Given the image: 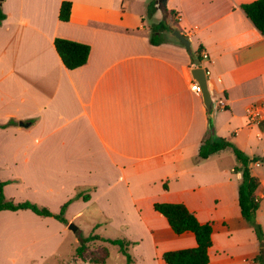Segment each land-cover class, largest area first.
<instances>
[{
  "label": "crops",
  "instance_id": "1",
  "mask_svg": "<svg viewBox=\"0 0 264 264\" xmlns=\"http://www.w3.org/2000/svg\"><path fill=\"white\" fill-rule=\"evenodd\" d=\"M63 1L2 0L4 192L54 213L68 205L67 222L26 208L0 211V264L60 255L70 233L74 243L92 233L126 239L130 264H167L164 252L197 240L192 231L176 233L155 202L184 203L201 222L213 223L208 264H259L257 234L239 205L236 156L227 148L199 158L208 111L190 89L197 66L190 52L202 47L216 102L214 132L247 154L264 155V34L242 8L253 0H168L165 6L160 0H70L68 21L59 18ZM154 1L153 17L163 19L164 7L176 11L191 51L172 33L160 44L150 41L153 22L146 16ZM57 37L90 44L87 63L67 68ZM253 173L263 198L264 176ZM88 215L95 231L84 235Z\"/></svg>",
  "mask_w": 264,
  "mask_h": 264
},
{
  "label": "trees",
  "instance_id": "2",
  "mask_svg": "<svg viewBox=\"0 0 264 264\" xmlns=\"http://www.w3.org/2000/svg\"><path fill=\"white\" fill-rule=\"evenodd\" d=\"M242 8L254 25L264 34V0H253L242 4ZM157 9L156 2H151L148 6V15L153 16ZM72 11V1L64 0L60 7L59 18L62 21L70 20ZM7 17L3 10L2 1H0V24ZM179 19L176 11L164 7V18L159 22L151 24L150 41L153 44H160L167 40L166 32L172 33L174 29L179 28ZM55 48L60 55L63 63L69 69L78 68L87 63L91 52L90 44L79 42L67 38L57 37L54 41ZM192 62L197 66H202V47L190 52ZM10 123H14L13 121ZM263 122H261L262 124ZM211 129V128H210ZM211 136L206 137L199 148V158L205 159L227 148H232L236 156L235 173H241L238 183V198L242 216L252 226L259 240V254L255 260L264 264V228L256 219L260 208L261 197L258 194L260 179L251 172L250 164L252 161H264V155L251 158L245 150L234 143L230 138L218 136L211 129ZM6 181L0 177V211L31 209L37 214L43 216H55L63 222H67L64 213L68 203H66L59 213L52 212L45 206H40L31 201L15 202L8 198L4 192ZM166 187V185H165ZM156 211L164 215L173 230L181 234L186 231H192L197 240V245L190 248L169 250L163 253V259L167 264H208L210 262L209 248L212 246V234L214 231L211 221L201 222L197 216L181 202H155ZM102 239L119 245L121 251L127 256L129 264L132 256L128 251L129 242L121 238H105L99 234L92 233L89 236L81 238V244L77 247V253L82 255L86 249V243L92 240ZM101 256L91 257L90 264H105L110 256V250L107 246L101 249ZM261 264V263H260Z\"/></svg>",
  "mask_w": 264,
  "mask_h": 264
},
{
  "label": "rangeland",
  "instance_id": "3",
  "mask_svg": "<svg viewBox=\"0 0 264 264\" xmlns=\"http://www.w3.org/2000/svg\"><path fill=\"white\" fill-rule=\"evenodd\" d=\"M146 19H147L148 23H152V22H158L162 18L156 17V16L150 17L147 14ZM167 34L171 35L169 32H166V35ZM216 122H217V116H215V127H216ZM215 127H214V129H215ZM211 132H212L211 129H209L207 132V136H206L207 138L211 136ZM216 135H218V134H216ZM248 155L251 158H253L255 156H260L258 154L257 155L248 154ZM257 162L260 163V167L253 166L251 168V164H255ZM251 164H250V168H251L252 173L255 171V173H259L262 176H264V161H252ZM252 169H253V171H252ZM89 215H91V214H89ZM89 215L86 217V219H84L82 221V227H85L84 228V233H85L84 235H87V234L95 231L92 228L93 226L89 225V224H92V222L89 218ZM256 219L264 228V197L261 199L260 208L258 210ZM97 231L100 233H103L105 235H111L114 237L115 236L121 237L120 236L121 232L119 233L112 228H108L107 230H104L101 228L100 230H97ZM70 234H71V237L69 239H67L61 247V250H60L61 254L60 255L51 256L49 258H46L45 260H36L35 263L36 264H90L89 259L91 257L101 256L100 249L103 246H107L108 249L110 250V256H109V258L105 264H129L127 256L120 252V250H119L120 246L119 245L106 244L103 242L104 240L102 241V239H96V240H92V241L87 242L86 243V249H85L84 253L82 255H79L77 253V247L80 246L81 242L74 243V239H73L74 237H72L74 235L72 233H70ZM248 250L250 251V249H248ZM236 261H238L240 263L239 258H237ZM260 263L262 264V262H259V264ZM10 264H23V261H21V263L16 262V263H10ZM26 264H30V263L26 262ZM241 264H246V263L241 261Z\"/></svg>",
  "mask_w": 264,
  "mask_h": 264
},
{
  "label": "water",
  "instance_id": "4",
  "mask_svg": "<svg viewBox=\"0 0 264 264\" xmlns=\"http://www.w3.org/2000/svg\"><path fill=\"white\" fill-rule=\"evenodd\" d=\"M2 1V0H0ZM168 0H160L161 5H166ZM172 34L184 44L189 51H191V41L188 36H186L180 28L173 30ZM191 74L193 79L199 83L202 89V98L204 104L208 111L209 127L214 130L215 127V115H216V102L214 98V89L210 86L208 70L205 66H194L191 68ZM23 125H28L27 123L21 122ZM69 227L75 231L77 226L71 223Z\"/></svg>",
  "mask_w": 264,
  "mask_h": 264
},
{
  "label": "built area",
  "instance_id": "5",
  "mask_svg": "<svg viewBox=\"0 0 264 264\" xmlns=\"http://www.w3.org/2000/svg\"><path fill=\"white\" fill-rule=\"evenodd\" d=\"M202 57L203 59H207L208 58V54L206 52L202 53ZM190 89L197 95H202V89L201 86L199 85V83L197 81H195L193 79V77H191V81H190ZM249 115L250 118H255L259 115V113L257 112V109L255 107L250 108L249 110Z\"/></svg>",
  "mask_w": 264,
  "mask_h": 264
}]
</instances>
